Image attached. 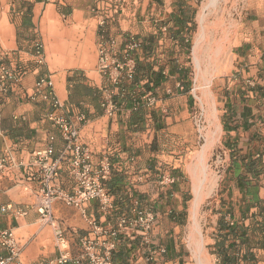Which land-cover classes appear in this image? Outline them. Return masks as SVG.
<instances>
[{"label":"crops","instance_id":"1","mask_svg":"<svg viewBox=\"0 0 264 264\" xmlns=\"http://www.w3.org/2000/svg\"><path fill=\"white\" fill-rule=\"evenodd\" d=\"M58 1H64L63 6H58L56 0H0L2 62L11 70L25 69L18 81L9 83L8 92L0 100V154L17 159L45 147L51 133L60 146L57 128L46 119L51 110L49 100L29 101L26 97L38 77L49 75L62 112L68 116L78 112L86 115L81 139L90 148L93 160L107 154L113 163L111 177L114 173L124 177L123 197L129 200V214L144 208L157 213L151 242L166 248L158 264H180L181 256L173 248L172 238L176 216L170 214V209L176 213L181 203V182L186 178L181 163L192 152L194 143L192 94L185 90L180 75L168 74L153 92L156 115L152 117L147 110L141 128L131 121V105L126 106L121 100L136 94L143 102L142 96L149 93L143 89L141 94L120 91L115 96L120 109L107 118L100 107L102 78L96 70V39L100 32L97 12L90 4L80 3L85 0ZM178 6L190 10H185L184 15ZM197 8L196 0H129L125 8L107 21L106 29L110 34L132 33L144 43L149 35L155 36L154 70L166 65L170 57L183 66L177 33L188 39L193 52L196 33L203 31L205 40L202 38L199 47H203L204 56L199 62L214 65L210 83L227 159L224 179L217 190L219 211L211 241L220 238L218 232L226 236L224 253L234 258L226 264L238 260L264 264V0H236L232 9L218 14L206 5L201 11ZM184 20L186 28L179 24ZM162 24L167 26L165 32L158 31ZM36 41L42 43L41 64L35 55ZM210 50L215 51V57H210V53L207 56ZM135 57L137 61L143 59L141 49L135 52ZM189 79L188 76L187 82ZM14 144L17 151H12ZM13 173L17 174L15 168ZM162 174L175 177L173 185L177 184L179 189L172 190V184L160 185L158 179ZM30 184L32 189L24 191L13 174L0 175V205L9 204L26 212L18 218L11 210L0 212V228L12 230L23 264H46L57 258L60 251L52 227L43 224L33 208V190L37 185L34 180ZM62 184L66 190L72 187L65 174ZM87 211L103 221L96 202L91 201ZM52 212L64 230L71 255H78V237L88 229L85 220L61 201L54 202ZM116 212L117 205L106 221H113ZM219 218L225 227L218 231ZM132 234L126 230L118 236L115 252L122 242L129 244L135 240ZM137 241L127 264H150L145 247ZM212 249L218 264L221 263L222 257L214 252V245Z\"/></svg>","mask_w":264,"mask_h":264},{"label":"built area","instance_id":"2","mask_svg":"<svg viewBox=\"0 0 264 264\" xmlns=\"http://www.w3.org/2000/svg\"><path fill=\"white\" fill-rule=\"evenodd\" d=\"M98 16L97 62L96 70L102 78L100 87V107L107 118L113 117L120 109L115 96L120 92L123 81H130L135 73V52L140 49L141 41L132 33L107 31V21L119 13V10ZM167 26L162 24L158 31L165 32ZM188 39L186 38L185 41ZM37 63L41 64L42 43L35 42ZM25 69L11 70L2 62L0 54V100L8 92L9 83L19 80ZM29 101L38 98L48 99L51 110L46 119L57 128L60 146L56 144L55 134H49L43 148L27 153L17 159L8 154H0V175L10 176L21 185L22 190L30 191L31 181L37 187L33 190V208L43 224L50 225L59 249V256L49 260L46 264H65L67 262L87 264H114L113 252L116 249L118 236L126 230H131L141 238V243L147 252L150 264H158L164 257L166 248L160 243H152L150 233L157 221V213L151 209H136L133 215L122 214L113 221H106V217L115 210V197L109 191L107 182L111 177L113 163L107 154L97 161L93 160L92 152L82 143L81 130L87 122L83 112L68 116L62 112V104L53 91V82L49 75L38 77L31 92L26 93ZM141 103L149 108L156 102L151 93L142 96ZM139 100L133 98L132 108L135 109ZM1 112V109H0ZM17 151L14 144L12 151ZM17 174L13 173V169ZM264 171V157H263ZM66 175L72 181L70 190L62 184V177ZM176 178L170 174H162L158 183L167 186L175 182ZM32 189V188H31ZM56 201L77 210L85 220L88 229L78 237L79 254L72 256L64 230L53 216L52 208ZM91 201L96 202L97 209L103 221L95 219L87 211ZM11 210L15 218L24 216V210L16 209L9 204L0 205V212ZM0 264H23L20 260V246L11 229L0 228ZM235 264H248L238 260Z\"/></svg>","mask_w":264,"mask_h":264},{"label":"rangeland","instance_id":"3","mask_svg":"<svg viewBox=\"0 0 264 264\" xmlns=\"http://www.w3.org/2000/svg\"><path fill=\"white\" fill-rule=\"evenodd\" d=\"M128 1L129 0H85L80 1V3L90 4V8L96 11L99 16L100 14H109L110 11L114 15L113 10L125 8ZM56 3L58 6H63L64 1L59 2L56 0ZM196 4L199 11H201L206 5L207 9L212 11L214 14H218L220 12H224L226 9H232L236 4V0H196ZM209 53L210 57H215L214 50L208 51L207 56ZM203 56L204 49L200 48L198 53H194V51L192 52L190 48L188 54L183 53L181 61L183 66L187 68L190 78L189 90L192 94L190 117L194 126V143L190 148L192 152H189L188 157L181 163L183 169L186 170V178L182 184L183 195L180 197L181 203H178L176 213H174L176 216L177 226H174L172 229V238L175 240L174 248L181 256L182 264H197L194 249L187 239L189 210L193 199L192 176L194 172H200V170L195 168L194 165L195 161H197L196 156L201 147L210 141V136H208V134L210 135L214 131L215 127H218L215 139L210 147L211 149L209 148L207 150V154H205L204 157V165L207 168V182L202 187L203 197L200 201V205L198 206L197 217L201 230V251L207 257L208 263L218 264L216 259L217 257L213 254L212 247L214 243L211 241L213 240L211 235L216 232V221L219 211V197H217V190L224 179L223 170L226 168L227 159L226 153L224 152V148L221 144L219 114L216 109L215 94L210 83V76L212 75L214 65H205L201 63L200 68H198L195 64V57L202 61ZM204 86H206V88ZM204 89H207L208 91L207 93L208 100L211 105L210 107L206 105L204 95L202 96L201 91ZM211 108L214 109V114L216 116V124L214 123L213 125L210 124L212 120L209 116ZM208 128L212 130L210 131ZM188 168H190V170Z\"/></svg>","mask_w":264,"mask_h":264},{"label":"trees","instance_id":"4","mask_svg":"<svg viewBox=\"0 0 264 264\" xmlns=\"http://www.w3.org/2000/svg\"><path fill=\"white\" fill-rule=\"evenodd\" d=\"M178 11L180 10L181 13H183L184 15L186 14L185 10H189V7H182V6H178L177 7ZM182 25V28H186L187 26L185 25V20L182 21L181 23H179ZM189 30V27H188ZM177 37H178V41L180 43V50L182 53H187L189 52L190 49V44L189 41H185L179 33H177ZM156 37L153 35H149L146 38V43H144V41H141V47L140 49L143 52V59L140 61H137L136 57V67H135V73L133 78L130 81H123L120 85V91H134L135 93L141 94V90L143 89L145 92H149L153 95L154 89L156 87H158L165 79V76L168 74H176V75H180L181 78L183 79V81L181 83H184V88L185 90H188L190 87V82L188 79V72H187V68L183 67L182 65L178 64V62H175L172 57L168 58L166 61V65L164 66H157V69L154 70L153 66L157 63V60L154 56L155 52H156ZM139 49V50H140ZM172 59V60H171ZM166 68V70H165ZM142 82V84H141ZM136 94H134L133 97H126L124 96L122 98V102L124 103V105L128 106L129 104L131 105L132 108V99L136 98L137 96ZM154 96V95H153ZM155 97V96H154ZM129 100H131V102H129ZM148 110V113H150V115L152 117H155L156 112L153 109V106L149 107V109L147 107L144 106L143 103L139 102V104L137 105V107L135 109L132 108V112H131V121L134 123H137L138 128L142 127V124L144 122V114L145 112ZM155 121V120H154ZM157 129V126H156ZM153 142L150 145V148L153 149ZM172 174H176L174 171H171ZM175 183V182H173ZM172 183V190L177 191L179 189V186L173 185ZM183 184V182H181ZM125 185L124 182V177L120 174V173H114V175L112 177H110V179L107 182V186L109 191L114 195L115 197V205H117V212L114 215L115 218L117 216L122 215L120 212L125 211L124 214L126 215H132L129 214L128 211V199L123 197V186ZM119 197H121V199H119ZM152 210V209H151ZM154 211V210H152ZM115 212V210H114ZM113 212V213H114ZM119 212V213H118ZM155 212V211H154ZM175 212H173V210L170 209V214H174ZM217 227H218V231L220 229H224V224H223V220L222 218L218 219L217 222ZM134 236L135 240H132L131 242H129V244H127L126 242H122L121 245L118 247V250L115 252H113V262L114 264H127V259L130 255V253L136 249L137 245H138V241L137 239H139V242L141 243V238L140 236H138L137 234H135L133 232L132 234ZM218 237H220L219 239H217L214 242V246H215V253L219 256H221L222 258H220L221 263L219 264H226V263H231V261L234 259L233 256L228 255L226 253H224V244L226 242V236H221L220 232H218ZM230 248H233L232 245H228ZM172 247H173V243H172ZM174 248V247H173ZM223 260V262H222ZM248 263V262H247ZM180 264H182V262H180ZM235 264V263H233ZM249 264V263H248Z\"/></svg>","mask_w":264,"mask_h":264},{"label":"bare ground","instance_id":"5","mask_svg":"<svg viewBox=\"0 0 264 264\" xmlns=\"http://www.w3.org/2000/svg\"><path fill=\"white\" fill-rule=\"evenodd\" d=\"M201 18H203V17H201ZM196 34H198V35H196L195 41H194L195 42L194 49H193L194 53H198L200 51V47L199 46H200V41L202 40V38L205 40V38H204L205 36L203 37V31L202 30L199 33H196ZM215 46H216V44H215ZM195 60H196V63H195L196 66L198 68H200V62H199L200 59L198 60L195 57ZM204 87L206 88V86H204ZM207 92H208L207 89H204L203 91H201L202 96L204 95L206 105H208L210 107L211 105H210L209 100H208V93ZM209 116L211 117V120H212L210 124L211 125H213L214 123L216 124V116L214 114V109L211 108ZM217 130H218V127H215L214 131L210 135L208 134V136H210V141L207 142L206 144H204L201 147L199 153L197 154V156H196L197 161H195L194 165H195V168L200 170V172H197V173L194 172L193 176H192L193 199H192V202H191V205H190V210H189V221H188V226H187V239H188L190 245L194 249V255L196 257L197 264H210V263H208L207 257L201 251V230H200V226H199L197 213H198V206L200 205V201L202 200V197H203V195H202V189L203 188L202 187L207 182V177H206L207 176L206 175V171H207L206 169L207 168L204 165V157H205V154H207V150L211 147V145H212V143H213V141L215 139ZM205 136H206V134H205ZM193 160H196V159H193ZM188 169L190 170V168H188ZM194 171H195V169H194ZM210 180H211V178H210ZM211 184H212V182H211Z\"/></svg>","mask_w":264,"mask_h":264}]
</instances>
